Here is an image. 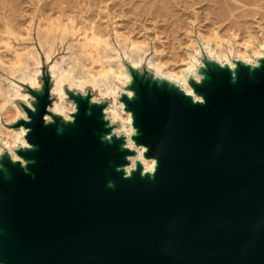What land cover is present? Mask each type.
I'll use <instances>...</instances> for the list:
<instances>
[{
	"label": "water",
	"instance_id": "water-1",
	"mask_svg": "<svg viewBox=\"0 0 264 264\" xmlns=\"http://www.w3.org/2000/svg\"><path fill=\"white\" fill-rule=\"evenodd\" d=\"M154 128L166 196L148 176L107 194L102 154L43 142L61 165L33 196L17 264H264V86L221 112Z\"/></svg>",
	"mask_w": 264,
	"mask_h": 264
},
{
	"label": "rangeland",
	"instance_id": "rangeland-1",
	"mask_svg": "<svg viewBox=\"0 0 264 264\" xmlns=\"http://www.w3.org/2000/svg\"><path fill=\"white\" fill-rule=\"evenodd\" d=\"M222 3V0H0V51L10 58L2 39L8 40L5 31L9 24H20L21 33L9 41L13 45L32 44L43 62L39 85H26L25 88L31 95V104L16 100L27 116L19 115L13 121L8 120L7 107L0 99V124L10 129L26 127L28 134L25 138L33 145L32 148L19 145L12 151L4 143V134H0V264H17L22 259L24 250L19 245V238L28 236L26 227L31 219L30 212L38 206L32 200L33 196L41 194L46 182L61 165V161L45 148L43 142L82 159L87 158L91 151L102 154L104 160L101 164H105V168H102L100 178L106 181L108 176L116 184L125 181L123 171H117V167L128 163V155H135L134 152L121 150L125 142L123 137L107 139L113 129H120V123L113 122L106 112L112 98L100 95L98 89L89 86L83 92L66 85L69 107L64 114L72 116L71 119L64 122L57 112L52 111L57 100V94L53 92L55 81L40 45L38 28L45 33L52 20L59 18L68 23L73 18L79 33L96 25L116 40L117 27L124 35L147 42L138 50L143 57L147 56L141 67L134 68L124 58L132 79L120 87L118 101L125 103L126 111L133 112L134 125L140 132L133 139L137 147L139 144L150 146V151L146 153L150 158L161 149L160 134L154 125L169 129L174 118L192 120L221 112L227 101L245 97L264 86V57H257L252 48L244 52L254 61L252 63L245 61L243 52L235 51L227 55L235 68L229 61L222 66L216 58L208 55L203 35L208 37L217 32L226 42L233 31L229 30L228 21L215 22V12L222 10ZM27 27L30 34L25 30ZM260 39V43L264 44V35ZM192 40L200 50L202 63L196 74L188 75V82L196 93L205 96L204 104L195 102L179 81L160 76L148 61L151 57L163 60L167 64L165 69H184L186 66L180 61V55ZM65 43L67 45L69 41ZM57 46L54 60L67 53L61 43ZM155 48L161 52L155 53ZM0 72L22 83L19 71L12 74L0 69ZM197 76L202 77L201 82ZM130 90L134 91L133 97L129 95ZM11 106L10 103L9 108ZM11 114L16 116L14 111ZM45 117H50L47 125ZM102 137L105 139L102 140ZM10 151L19 158L12 161ZM141 172L142 165L138 162L137 170L128 179L139 180Z\"/></svg>",
	"mask_w": 264,
	"mask_h": 264
},
{
	"label": "bare ground",
	"instance_id": "bare-ground-1",
	"mask_svg": "<svg viewBox=\"0 0 264 264\" xmlns=\"http://www.w3.org/2000/svg\"><path fill=\"white\" fill-rule=\"evenodd\" d=\"M222 1L223 3L220 7L222 10L215 12V22L228 21V28L233 31L226 42L222 41L217 32L208 37L203 35L202 37L208 55L216 58L222 66H225V61H229L232 68H235V64L227 56L229 53L235 51L237 53L243 52L242 57L249 63L254 62L250 59L249 55L244 53L249 48L254 50L257 57H264V44L260 43L262 42L260 37L264 35V0ZM19 27L20 24L11 26L9 24L5 31L8 40L2 39V42L5 43V49L8 51L6 53L11 55L10 58H6L7 54L5 55L3 51H0V69L7 70V72H11L12 74H15L17 71L21 73L22 83H18L0 72V99L3 106L5 108L7 107L6 113L9 116L8 120L12 121L19 115L27 116L26 112L16 103V100H24L31 104V95L25 91V88L26 85L30 87L39 85L38 77L43 65L38 52H36L32 44L23 46L21 44L13 45L9 41V39L18 37L21 33ZM25 30L27 33H31L29 27L25 28ZM45 30L46 32L42 33L38 28L37 32L41 39L40 45L44 49L46 61L50 63V72L55 81L53 88V92L57 94V100L53 106V109H57L55 112L65 113L69 107V103L66 100V85L72 90L78 88L83 92L91 86L94 89H98L100 95L112 98V103L106 109V112L110 114L113 122L120 123V129L125 127L135 129L133 112L125 110L126 105L118 101V96L122 84H126L132 79L127 70L124 58L134 68L141 67L147 56L143 57L138 50L141 45H147V42L135 39L130 35H124L117 27L115 28L116 40L111 37L108 31L96 25H92L82 33H79L76 31L73 18L68 23H63L59 18L52 20L48 23ZM122 37H124L123 40L121 39ZM66 41H69L67 45L65 43ZM59 43L62 44L63 49L67 50V53L54 60L53 55L57 51V45ZM194 44L192 40L183 54L180 55V61L184 62L186 67L179 71H175V68L165 69V65L167 64L163 60L157 61V59L150 57L148 61L150 67H153L160 76L179 81L184 86L187 94L193 96L195 102L204 104L206 102L205 96L196 93L194 87L188 82V75L196 74L199 65L202 63L199 57L200 50ZM241 47L245 50H242ZM158 52L160 53L161 51L155 48V53ZM254 64L257 65L258 63ZM197 80L201 82L202 77L197 76ZM129 94H131L130 97H133L134 91L130 90ZM10 103L12 106L9 108ZM13 111L16 113V116L11 114ZM130 118L132 123L128 124ZM220 118L234 124L233 118H225L222 116ZM0 134H4V143L12 151H14V147L19 145L24 147L28 145L29 147L27 148L33 147L25 138L28 134L26 127L10 129L0 124ZM133 142L136 144L134 139ZM14 155L19 158V155ZM155 157L158 158L159 162L155 175H150V178L154 182L152 192L166 196L168 194L167 188L155 181L156 174L160 167H162L158 155ZM145 159L151 164L152 158H148L145 154ZM109 181L114 183V187H109ZM104 186L107 194H116L118 192L117 184L109 177L104 183Z\"/></svg>",
	"mask_w": 264,
	"mask_h": 264
},
{
	"label": "clouds",
	"instance_id": "clouds-1",
	"mask_svg": "<svg viewBox=\"0 0 264 264\" xmlns=\"http://www.w3.org/2000/svg\"><path fill=\"white\" fill-rule=\"evenodd\" d=\"M91 103L93 102L91 101ZM52 111H57V109H52ZM57 114L63 118L64 122H67L71 119L70 116L65 115L63 112H58ZM105 119H107V117H105ZM131 123L132 121L130 118L128 121V124H131ZM47 124H48V118L45 117V125ZM139 134L140 132L137 127L135 129L125 127L119 130L113 129L111 134H108L107 136L108 140H111L112 136H115L118 139L123 137L125 142L122 144L121 150H127L129 152L135 153V155H128L126 157V160L128 161L126 165L118 166L116 169L117 171H123L125 179L131 178L133 176L134 172L137 170L136 165L138 162L140 163V165H142V172H141L142 176H145V175L154 176L158 170L159 160L157 157L155 156L150 157L152 158L151 164H149L148 161L145 159V154L150 151L149 146L145 144H139L140 146L137 147L136 144H134L133 137H137L139 136ZM103 139H105V137H102V140ZM25 147H29V146L25 145ZM9 155L12 161H15L18 159L14 154L11 153V151L9 152ZM21 165H23V162H21ZM109 187H114V183L109 181Z\"/></svg>",
	"mask_w": 264,
	"mask_h": 264
}]
</instances>
